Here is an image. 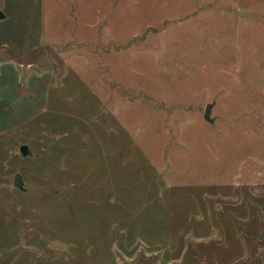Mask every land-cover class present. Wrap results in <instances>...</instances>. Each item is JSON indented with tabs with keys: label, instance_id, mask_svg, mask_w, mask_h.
Here are the masks:
<instances>
[{
	"label": "rangeland",
	"instance_id": "374dc122",
	"mask_svg": "<svg viewBox=\"0 0 264 264\" xmlns=\"http://www.w3.org/2000/svg\"><path fill=\"white\" fill-rule=\"evenodd\" d=\"M0 15V264H264V0Z\"/></svg>",
	"mask_w": 264,
	"mask_h": 264
},
{
	"label": "water",
	"instance_id": "95a60500",
	"mask_svg": "<svg viewBox=\"0 0 264 264\" xmlns=\"http://www.w3.org/2000/svg\"><path fill=\"white\" fill-rule=\"evenodd\" d=\"M3 18V15H0V19ZM209 110H210V105H207L206 108H205V111H204V120L206 121H209V117H208V114H209ZM19 152L20 154L25 157L28 155V150H27V147L26 146H21L20 149H19ZM13 186L15 188H17L18 190L20 191H24V188H23V181H22V177L20 174H15L14 177H13Z\"/></svg>",
	"mask_w": 264,
	"mask_h": 264
}]
</instances>
